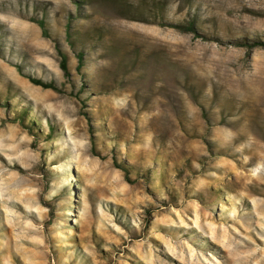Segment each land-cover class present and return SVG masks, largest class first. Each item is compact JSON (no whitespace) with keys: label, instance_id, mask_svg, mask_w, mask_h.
Wrapping results in <instances>:
<instances>
[{"label":"rangeland","instance_id":"374dc122","mask_svg":"<svg viewBox=\"0 0 264 264\" xmlns=\"http://www.w3.org/2000/svg\"><path fill=\"white\" fill-rule=\"evenodd\" d=\"M258 41L264 0H0V264H264Z\"/></svg>","mask_w":264,"mask_h":264},{"label":"trees","instance_id":"16d2710c","mask_svg":"<svg viewBox=\"0 0 264 264\" xmlns=\"http://www.w3.org/2000/svg\"><path fill=\"white\" fill-rule=\"evenodd\" d=\"M112 1L115 2V3H119V2H121L123 0H112ZM123 6L125 7L126 10H129L130 7L131 8L133 7V4L129 5V4L124 3ZM36 21L41 26L44 35L45 36H49V32H48V28H47V25H46V21L44 19H38ZM161 24L162 25L171 26V27H175V28L180 29L181 31H184V32L191 31V32H194L195 35H197V36L200 35L195 30V27H194V25L191 22H189L187 24H166V23H161ZM68 28H69V26H68ZM245 45H247V44H245ZM261 45H264V41H258V42H255L253 44H249L248 46L250 48H253V47H257V46H261ZM57 50H58L59 54L61 55L60 66L63 69V71L65 73V76L66 77H70V72H69V68H68V65H67V57L62 53V51H61L60 47L58 46V44H57ZM77 59H78L77 69L79 71H81V68L84 65V53L81 52V51H79L77 53ZM29 79H30L31 82H33L36 85H41V86H43L45 88H52V89H55V90H59L58 86L55 85L52 82H45L42 79L34 78V77H31V76H29ZM76 95H79V93H77ZM90 131L92 133L91 137H92V141H93V152H95V147H94V134H93L94 131H93L92 126H90ZM115 165H116V167L121 168L124 171L125 177H126L127 181L133 182V180L130 178L129 170L127 169V167L119 164L116 160H115Z\"/></svg>","mask_w":264,"mask_h":264}]
</instances>
